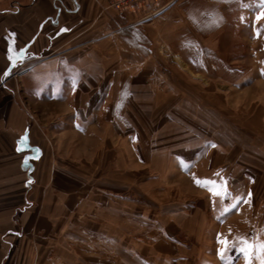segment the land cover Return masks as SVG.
<instances>
[{"label":"crops","instance_id":"1","mask_svg":"<svg viewBox=\"0 0 264 264\" xmlns=\"http://www.w3.org/2000/svg\"><path fill=\"white\" fill-rule=\"evenodd\" d=\"M109 1L0 0V218H7L0 221V264H108L82 255L100 254L102 248L123 256L114 264H167L175 258L160 238L147 253L131 242H119L123 222H132L128 216L133 217L136 203L133 190L135 182H140L125 163L127 158L134 163V153L131 147L125 149V165L119 168L118 147L102 148L101 139L85 127L90 116L80 109L91 103L93 95L98 94L100 100L104 90L112 89V109L107 116L116 127L105 132L116 135L119 131L130 137L132 132L119 128L113 116H129L126 111L135 102L137 89L149 87L133 73L145 72L165 47L173 48L180 61L183 54L200 47L206 69L211 70L212 65L217 71H229L228 50L222 47L231 39L227 26L246 15L257 25L264 24V0H163L147 3L126 16L109 9ZM256 67L264 69L261 64ZM50 100L77 112L72 129L64 128V118L57 123L31 118L28 105ZM255 116L264 120V108ZM59 123L61 129H54ZM88 134L92 139L85 151L78 142L73 146L70 137ZM255 147L264 153V142ZM218 152L228 153L222 145ZM136 155L147 170L141 180L146 185L149 150L142 147ZM157 160L155 168L166 166L167 160L163 165L164 158L160 163ZM217 162L211 158L206 165L205 183L213 181L219 188L226 183L227 194L221 197L216 191L217 199L211 197L214 220L228 211L215 215L216 201H229L224 196L229 197L230 191L243 197L244 188L235 186L256 183L250 174L236 176L227 162ZM219 168L227 170L221 178ZM140 202L141 216H145L143 207L149 205V195L143 193ZM252 205L250 214L244 213L246 221L241 213L237 220L225 221L221 229L227 239L235 226L245 231L247 226H261V204L255 199ZM160 206L166 213L164 204ZM173 219L187 221L177 213ZM162 224L160 231L166 230L165 216ZM122 228L127 231V224ZM103 240L110 241L107 247L102 246ZM71 241L78 245L72 263ZM236 241L233 247L239 245V239ZM183 248V244L177 246L179 255ZM58 249L63 250L61 254Z\"/></svg>","mask_w":264,"mask_h":264},{"label":"rangeland","instance_id":"2","mask_svg":"<svg viewBox=\"0 0 264 264\" xmlns=\"http://www.w3.org/2000/svg\"><path fill=\"white\" fill-rule=\"evenodd\" d=\"M227 30L231 39L223 42L222 47L228 50V62L232 67L229 71H217V67L212 65L211 70L206 69L208 63L200 47L193 49L188 55L183 54L181 61L179 56L173 54V48L170 50L165 47L164 52H157L160 57L155 55L151 59L145 72L133 73L139 82L147 81L149 87L137 89L135 102L126 111L129 116H113L119 122L118 127L132 132L130 137L127 132V135L124 132L120 134L119 131L116 135L105 132L116 127L115 123L112 125L110 122V116H107L112 109V89L104 90L100 100L98 94L93 95L91 103L80 109L81 113L86 111L85 114L90 116L85 127L94 132L96 139H101L102 148L118 147L119 168L127 163L128 168L132 167L134 174L140 179L139 183L135 182L133 190L136 202L133 217L128 216L132 218V222H123L119 229L121 233L118 232L114 237L120 235L119 242H131L146 253L159 238L165 240L167 246L171 247V253L175 255L167 264H264V251L258 247L264 243V153L260 147H255L264 142V120L255 116L264 108V69L256 67L260 64L264 66V24L257 25L246 15L241 20L230 23ZM195 32L202 33L199 30ZM215 44L218 45L219 42L215 41ZM260 50L262 53H259ZM28 107L34 113L30 114L31 118L36 116L42 121L53 119L54 123L64 118V128L68 129H72L75 122L73 116L77 115L67 105L52 100ZM57 128L61 129L60 123L59 126H54V129ZM89 135L70 139L72 144L78 142L85 151L87 141L92 139ZM83 138L85 142L81 143ZM221 145L228 151L225 156L218 152ZM130 147L134 153V163L125 156L124 150ZM142 147L149 150L151 158L149 183L146 185H142L141 180H145L147 170L145 166L141 167L136 158V151L139 154ZM178 157L191 160L192 163H183ZM162 158L164 161L161 162ZM211 158L215 162L219 160L218 165L227 162L236 176L250 174L256 179V183L248 181L245 187L235 186L244 188L245 193L241 194L243 197L230 191L232 198L224 196L229 201L224 204L216 201L213 209L215 215L228 210L224 211V215L215 217L216 220L210 207L211 197H217L216 190H219V186L205 183ZM156 160L161 165L167 160L166 166L155 168L153 164H157ZM226 171V168H219L218 178ZM143 193L146 197L149 195L150 199L149 205L143 207L145 216H141L140 206ZM255 199L261 204V226H247L246 231L235 226L233 232L229 233L228 241H236L242 236L257 247L246 256L240 250V245L238 248L231 245L222 257L218 251L223 247L220 241L227 238L221 229L223 224L228 218L237 220V214L240 213L242 220L246 221L244 213L252 211ZM158 200L160 204H164L166 213ZM176 213L183 215L187 221L183 219L181 223L178 219L176 222L173 219ZM164 216L166 230L160 231ZM5 219L7 218H0V221L5 222ZM126 224L127 231L122 228ZM107 243L110 241L103 240L102 246L105 247ZM69 244L72 263L73 258L78 256V245L74 241ZM180 244L186 247L181 249L184 257L177 253L176 248ZM107 249L108 251L102 248L100 254L96 255H82L98 257L102 263L108 264H114L123 257L115 250L110 253L109 248ZM58 250L59 254L63 251Z\"/></svg>","mask_w":264,"mask_h":264},{"label":"snow or ice","instance_id":"3","mask_svg":"<svg viewBox=\"0 0 264 264\" xmlns=\"http://www.w3.org/2000/svg\"><path fill=\"white\" fill-rule=\"evenodd\" d=\"M212 22H216V21L213 20ZM207 183L215 184V182L213 181H208ZM216 191H217V194L226 195L227 194L226 183L220 185L219 190H216ZM220 242L223 245V247H221L218 251L222 257H223V254L228 250V248L231 245H234L237 243V241L229 242L227 238H222ZM239 245L241 246L240 250L243 251L246 256L249 254V252L254 251L255 248L257 247V245L250 243L249 241H247L246 238H243V237L239 238ZM258 247L260 248L261 251H264V243H261Z\"/></svg>","mask_w":264,"mask_h":264},{"label":"built area","instance_id":"4","mask_svg":"<svg viewBox=\"0 0 264 264\" xmlns=\"http://www.w3.org/2000/svg\"><path fill=\"white\" fill-rule=\"evenodd\" d=\"M163 0H110L108 7L120 15H127L144 7L147 3H160Z\"/></svg>","mask_w":264,"mask_h":264}]
</instances>
